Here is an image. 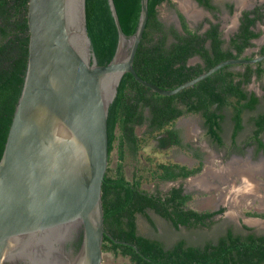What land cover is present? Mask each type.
I'll list each match as a JSON object with an SVG mask.
<instances>
[{
	"label": "trees",
	"instance_id": "obj_1",
	"mask_svg": "<svg viewBox=\"0 0 264 264\" xmlns=\"http://www.w3.org/2000/svg\"><path fill=\"white\" fill-rule=\"evenodd\" d=\"M29 0H0V159L15 107L21 94L27 67L29 32L27 6ZM200 6L217 11L211 0H195ZM171 0H147V21L135 53L133 69L144 81L163 90H173L193 80L220 62L264 55V45L251 56L245 52L254 47L252 40L259 37L253 31L256 21L262 20L260 7L243 11L237 33L225 45L219 24L205 20L190 29L184 17L178 14L181 30L166 27L158 18L157 8ZM122 32L131 36L137 30L141 13V0H112ZM232 11V6L227 5ZM85 20L88 37L97 65L105 66L115 53L118 31L109 0H85ZM200 62L188 64L192 58ZM239 67L236 71L233 68ZM255 76L264 78V61L256 64L225 66L172 96H162L139 84L131 74L120 79L116 95L109 105L107 116L108 152L117 148L118 163L113 171L107 168L101 187L104 229L103 250L127 257L131 264H263L264 236L251 234L242 238L228 231L216 244L206 241L203 246H186L183 240L171 249H165L157 240L140 235L136 219L141 215L152 223L148 211L179 226H208V219L216 212L184 210L191 195H182L181 188L168 193H149L142 185L154 181L168 182L197 174L202 165L188 168L178 163L158 162L145 156L131 180L123 171L125 149L141 154L151 139L167 133L173 146L182 147L178 132L173 128L184 113L200 114L206 135L218 145L221 137L223 110H231L233 123L231 138L234 141L243 128V114L256 109L259 98L246 89ZM147 110L150 116H144ZM147 122L150 132L137 136L134 128ZM255 130L253 139L262 148L260 135L264 132V114L252 118ZM159 147L166 145L160 138ZM119 242V243H118Z\"/></svg>",
	"mask_w": 264,
	"mask_h": 264
},
{
	"label": "water",
	"instance_id": "obj_2",
	"mask_svg": "<svg viewBox=\"0 0 264 264\" xmlns=\"http://www.w3.org/2000/svg\"><path fill=\"white\" fill-rule=\"evenodd\" d=\"M189 1L199 11L205 9ZM109 4L118 40L112 60L99 66L86 30L85 0L28 1L27 67L0 159V264L22 256L28 249L24 240L73 224L84 231L73 264H101L103 236L111 238L104 230L101 201L109 162L107 112L123 74L172 96L225 66L264 61V55L227 60L173 90L160 89L133 69L147 0H141L139 24L131 36L122 32L112 0ZM14 243L20 251L8 255Z\"/></svg>",
	"mask_w": 264,
	"mask_h": 264
},
{
	"label": "rangeland",
	"instance_id": "obj_3",
	"mask_svg": "<svg viewBox=\"0 0 264 264\" xmlns=\"http://www.w3.org/2000/svg\"><path fill=\"white\" fill-rule=\"evenodd\" d=\"M189 1V0H186ZM236 0H211V3L217 8V15L212 12H209L205 9L199 11L200 16L196 19H190L182 7V0H171V2H162L158 6V18L166 27H173L177 30H181L180 21L178 14H181L188 27L192 30L197 28V25L204 24V29L207 28L205 20H209L214 23H218L220 26V31L223 39H227L234 33L237 25V20L239 19L240 13L242 11L248 10L247 7H237ZM192 5V4H191ZM227 5L232 6V11L227 8ZM254 7L262 8L264 6V0H253L250 3ZM184 13V14H183ZM258 27V33L261 34V37L253 41L255 47L247 50L245 55L251 56L252 54L257 53L258 47L260 46L259 42L264 38V24H260ZM263 36V37H262ZM225 41V42H226ZM191 64L199 62L198 59H192ZM236 71H239V67L233 68ZM247 90L254 92L259 95L264 89V78L260 81L253 80L248 86ZM259 103L254 111H246L243 114V128L236 137L235 143L231 142V132H232V120H231V110L224 109L223 114L224 120L222 122V131L221 136L223 140V147L216 146L213 141L206 135V130L203 123V118L200 114H189L184 113L179 117L173 128L178 132L181 139L182 147L169 146L165 149H160L159 147V137L151 139L148 145L144 148L143 152L138 155H134L127 148L125 149V160L123 162V171L127 180H131L136 169L142 166L145 161V156H151L155 158L158 162H172L178 163L187 166L188 168H194L202 165L200 172H197L196 175L190 176L184 181L175 180L168 182L154 181L152 183H146L142 185V189L148 191L149 193H165L170 190L172 186H176L183 182L190 184V180L198 179L202 173H206V170L218 169L219 166L225 164L230 159H235L238 162L253 161L264 159L262 153H258V150L250 142L251 133L253 130L252 118L264 112V95H260ZM144 116L149 117V111H144ZM135 134L141 136L150 132L147 122L143 125L136 126L134 128ZM118 163L117 158V148L115 147L109 156L108 168L114 172ZM241 163H239L240 165ZM210 172H207L208 175ZM196 177V178H194ZM262 176H254V179L261 184H263ZM210 181L216 184L213 188H209L208 191H191V200L188 202V207L197 212H208L213 210H218L220 207L228 206L225 203L224 198L228 195L229 188L226 184L218 183L215 180L210 179ZM194 182V183H193ZM240 183V181H236ZM192 184H196V181H192ZM191 185V184H190ZM264 193V188H256L255 192H252V198L249 196L248 200L244 203H239L234 206L233 211L236 212L233 214V222H243L249 228L258 227L259 225H264V220L260 218L252 217L253 213H263L264 214V203L256 198L259 193ZM261 196V194H260ZM248 202V203H247ZM237 206V207H236ZM229 207L226 208V212L220 216H224L229 211ZM149 216L152 220V223L148 222L147 219L143 216L138 215L136 219L137 231L140 235L158 239L164 243L165 247H171L173 243L179 239L183 238L186 242L193 246H199L204 244L206 241L215 240L219 234L217 226L218 224H211L207 226L209 228H197V229H185L181 228L176 230L167 222L161 220L157 215L152 212H149ZM217 217V218H220ZM217 222V219L213 221ZM209 229V231H208ZM236 232L245 233V230L240 229ZM258 232H261L258 229ZM101 264H131L127 257L121 255H114L111 252L105 251L102 256Z\"/></svg>",
	"mask_w": 264,
	"mask_h": 264
},
{
	"label": "flooded vegetation",
	"instance_id": "obj_4",
	"mask_svg": "<svg viewBox=\"0 0 264 264\" xmlns=\"http://www.w3.org/2000/svg\"><path fill=\"white\" fill-rule=\"evenodd\" d=\"M254 8H252L251 10H253ZM205 10H207L209 12H212L215 15H217V11H213V10L210 11V10H208L206 8H205ZM251 10H245V11H251ZM242 12L240 13L239 19L237 20L236 29H235L234 33L230 37H232L238 31V28L240 26V18L242 16ZM260 12L263 14V17H264V6L262 8H260ZM185 15H187V14H185ZM212 23H214V22H212ZM260 24H264V18L262 20L256 21L255 26H253L254 27L253 28L254 32L258 33V27L257 26H259ZM207 25L208 24L206 23V26ZM220 26L221 25H219V31H220ZM207 28H208V26H207ZM207 28L204 29V24H203L201 32L205 31ZM220 33H221V31H220ZM221 36H222V34H221ZM230 37H229L228 41H226L225 39L222 38L224 41H226L225 45H227L229 43ZM260 37H261V34L259 35L258 38H260ZM258 38L252 40V43H253V41L257 40ZM263 45H264V43L261 46L258 47L257 52L259 51L260 47H262ZM254 47H255V44H254ZM195 58L198 59L199 62H200L199 58H197V57H195ZM254 79H255V76L253 77V80ZM248 91H250V90H248ZM262 113L264 114V112H262ZM262 113H259V114H262ZM259 114L255 115L254 117L258 116ZM203 123H204V121H203ZM252 124H253V122H252ZM205 130H206V128H205ZM254 130H255V127H254V124H253V130H252V133H251V140L248 143H251V146L253 145L255 147V149L258 150V153H262L261 155L264 156V132H262L261 135L259 136L260 137L259 139H260V141L262 143L261 144L262 148L259 149V146L257 145L256 140L253 139ZM158 137L166 139V142H165L166 145L164 147H162V149H165V148H167L169 146H173L172 143H170L171 142V138H170V136L167 133H162ZM235 141H236V137H235L234 141H232V138H231V142L232 143H235ZM214 144H216V146L223 147V145H218L217 143H214ZM259 160H261V159H259ZM259 160H256V163ZM233 162H234V164H233ZM251 162H253V161H251ZM230 163H231V167H232L233 170H235L236 168H241V166H239L237 164V162L234 161V159H230L225 164L229 165ZM253 163H255V162H253ZM225 164H222V165H225ZM220 168H221V166H219L218 169H220ZM209 172L212 173L214 171L210 170ZM233 173L236 174L237 172H233ZM202 174H204V173H202ZM202 174H200L201 176L198 177V179H196V184H195L196 187L193 184H191L193 187H190L189 183L183 182V183L178 184L176 186L170 187L171 188L170 190H172L173 188H181L182 189V195H189V194H191V191H194L195 189L199 190V191H208L209 188H213L215 185H217L216 182H215L214 184H211V185H209V183H206V184H203V185L199 186L198 185L199 182L202 181L204 183V180H206L205 179L206 176L205 175L203 176ZM237 174H239L238 175L239 178H238V176H236L234 179H232V181H230V179L228 180V182L230 181V183L227 184V187L229 189L233 188V187L241 186V184H242V182L244 180H246V182L250 185L248 188H264V178L262 179L263 184L253 185V184H251L252 179L249 178V176H248L249 173H247L246 176H243L240 172L237 173ZM255 174H256V176L257 175L258 176L259 175L260 176L264 175V159H263L260 171L255 173ZM188 178H179L178 180L184 181V180H186ZM236 180L240 181V183H237ZM170 190L166 191L165 193H168ZM253 192H255V190H253ZM165 193H163V194H165ZM250 194L251 193H246V198L244 199L245 202L249 199L248 198L249 196H251V198H252V195H250ZM260 194H261V196H260ZM247 195H249V196H247ZM256 198L258 200H260L262 203H264V193L262 194L260 192L256 196ZM244 201H243V203H244ZM223 203H225V202H223ZM227 207L226 206H224V207L222 206L218 210L210 211V212H216V211L222 210L221 213H217L213 217H211L210 219L205 221V223L208 224V225L210 223L211 224H218L217 229L219 231L218 232L219 234L217 235V238L215 240H209V241H211L213 244H216L220 238L226 236L228 231H231V233L233 235L240 236L242 238H245L246 236L251 235V234L255 235L256 237L264 236V225H259L258 227L249 228V226H247L243 222H237V223L235 222L234 223L233 219L230 216H228V212L224 216H220V215H222L223 213L226 212V208ZM188 209H191V208L188 207V203H187L185 205V207H184V210H188ZM149 212H152V211L149 210L148 211V215H149ZM152 213H154V212H152ZM251 215H252V217L260 218V219L264 220V214L263 213H257L256 212V213H253ZM219 216H220V218H217ZM158 217L161 220H163L164 222H167L168 224H170L172 226L171 222L161 218L160 216H158ZM216 219H217V222L214 223L213 221L216 220ZM211 224L209 226H211ZM181 228H185V229L188 230V229H197V228L207 229L209 227H207V226H205V227L197 226V227H193L192 228V227H187V226H179V227H177L175 229L176 230H180ZM82 229H83L82 225L73 224L71 226H66V227H64L62 229H58V231L56 233L52 234V235H47V234L46 235H41L40 234V236H38L35 239H26V240H24V243H25L24 246H26V248H28L27 249L28 251L24 252L23 254H21L22 256L14 257L15 259H13V260H11V259L10 260H5L2 264H73V262L75 261L76 257L80 253L82 245H83L84 231ZM240 229L245 230V233L242 234V233L236 232L237 230H240ZM258 229H260L261 232H258ZM208 231H209V229H208ZM104 236H107V235H104ZM104 236H103V238H104ZM144 237H146V236H144ZM147 238H150V237H147ZM150 239L157 240L164 246V243H162L160 240L154 239V238H150ZM181 240H183L185 242L186 246L190 245V244H188L186 242L185 239L179 238L173 243V245L171 247L167 248V247L164 246V248L165 249H171L177 242H179ZM203 245L204 244L199 245V246H203ZM102 248H103V241H102ZM104 252L105 251L102 249V256H103ZM108 252H110V251H108ZM101 263H102V261H101Z\"/></svg>",
	"mask_w": 264,
	"mask_h": 264
},
{
	"label": "bare ground",
	"instance_id": "obj_5",
	"mask_svg": "<svg viewBox=\"0 0 264 264\" xmlns=\"http://www.w3.org/2000/svg\"><path fill=\"white\" fill-rule=\"evenodd\" d=\"M251 1L253 2V0H236L235 2H236V6L237 7L250 8L252 6V5H250ZM181 5H182V7L184 9L183 12H185L190 19H196V18H198L200 16L199 11L196 10V7L191 5L190 1L182 0V4ZM262 162H263V160L258 161L256 164H251L248 161H244L243 162V166L241 168H236L235 170H233L232 167L227 166L226 168L223 169V171L219 172V174H220L219 178L222 179L223 178L222 175H226V174L231 173V172L232 173L233 172H237V173L240 172L243 176H246L247 172H250V171H253V170H257V169H261ZM192 180H194V179H192ZM249 186L250 185L246 182V180H244L242 182L241 186H237V187H233V188L229 189V191L227 193L228 195L224 198V200H225L226 205H228V207L230 208L229 211H228V216H230L231 218H232L233 214L236 213V212L233 211L234 206L239 204V203H242L244 201V199L246 198V193H251L252 194L253 190H255V188H248ZM247 196H249V195H247ZM64 227H66V226H63L60 229H62ZM19 251H20L19 247H17L16 243H14V244H11L9 246L7 253H8V255H11V254H13L15 252L19 253ZM23 251L27 252L28 250L26 249V250H23Z\"/></svg>",
	"mask_w": 264,
	"mask_h": 264
},
{
	"label": "crops",
	"instance_id": "obj_6",
	"mask_svg": "<svg viewBox=\"0 0 264 264\" xmlns=\"http://www.w3.org/2000/svg\"><path fill=\"white\" fill-rule=\"evenodd\" d=\"M254 80H256V78L254 79ZM253 81V80H252ZM257 81V80H256ZM254 93V92H253ZM258 98L260 97V95H264V89H263V91H261L260 93H259V95L258 94H256V93H254ZM260 100V99H259ZM233 126V125H232ZM222 137V136H221ZM261 160H263V159H261ZM261 160H259V161H261ZM234 161H236L237 162V164L239 165V163H241V165H239V166H243V162L245 161V160H243V162H238L237 160H235L234 159ZM249 162V161H248ZM251 164H256V162L255 163H253V162H250ZM233 164H234V162H233ZM232 164V165H233ZM226 165V166H225ZM225 165H221V168L220 169H214V170H212V171H214V172H210L208 175H206V173L207 172H209L210 170H206V173H204V174H202L203 176L205 175L206 176V180H204V183L201 181V182H199L198 183V185L200 186V185H203V184H206V183H209V185H211V184H213L211 181H210V179L212 178V180H215V181H217L218 183H223V184H229L230 183V181H232V179H234L235 178V176H238L239 174H234V173H228V174H226V175H222L223 176V178L221 179V178H219V172H221V171H223V169L224 168H226L227 166H229V167H231V163L229 164V165H227V164H225ZM260 171V169H257V170H253V171H250V172H247V173H249L248 174V176H249V178H251L252 179V181H251V184H253V185H259V184H261L260 182H259V180H255V179H253L254 178V176H256V174L255 173H257V172H259ZM246 173V174H247ZM251 174V175H250ZM216 177V178H215ZM194 178H196V177H194ZM210 178V179H209ZM238 178H239V176H238ZM197 179V178H196ZM196 179H194L195 181H196ZM230 179V181L228 182V180ZM194 180H190L191 182H190V184H192V181H194ZM215 183V182H214ZM195 186V185H194ZM214 186V185H213ZM190 187H193L192 185H190ZM196 187V186H195ZM198 188V187H197ZM256 189V188H255Z\"/></svg>",
	"mask_w": 264,
	"mask_h": 264
}]
</instances>
